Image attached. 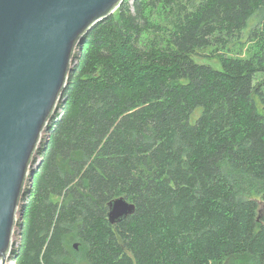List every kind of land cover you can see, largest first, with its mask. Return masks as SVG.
<instances>
[{
    "label": "trees",
    "instance_id": "trees-1",
    "mask_svg": "<svg viewBox=\"0 0 264 264\" xmlns=\"http://www.w3.org/2000/svg\"><path fill=\"white\" fill-rule=\"evenodd\" d=\"M83 38L15 264H264V0H123Z\"/></svg>",
    "mask_w": 264,
    "mask_h": 264
},
{
    "label": "water",
    "instance_id": "water-1",
    "mask_svg": "<svg viewBox=\"0 0 264 264\" xmlns=\"http://www.w3.org/2000/svg\"><path fill=\"white\" fill-rule=\"evenodd\" d=\"M123 0H0V264L13 248L50 118L58 110L84 34ZM123 196L108 202L116 223L134 212ZM76 248V244H73Z\"/></svg>",
    "mask_w": 264,
    "mask_h": 264
},
{
    "label": "rangeland",
    "instance_id": "rangeland-1",
    "mask_svg": "<svg viewBox=\"0 0 264 264\" xmlns=\"http://www.w3.org/2000/svg\"><path fill=\"white\" fill-rule=\"evenodd\" d=\"M129 2L131 3L132 0H129ZM256 19L257 18L254 17V18H252V19L249 20L247 27L241 33V38H240V41L241 42H244L246 40L247 35H248V32H249V29L253 26V24L255 23V20ZM234 45L236 47V45H237L236 44V41L233 42V44L231 45V47H233ZM195 60L197 62L208 63V64H210L213 67H218L219 66L218 62L213 57H200L199 56V57H195ZM17 241H18V235H17V231L15 230V233H14V236H13V245L14 246H16ZM7 260L10 261V262H12L11 264H15V261H14V259H13V257H12L11 254L9 255V257H8Z\"/></svg>",
    "mask_w": 264,
    "mask_h": 264
},
{
    "label": "bare ground",
    "instance_id": "bare-ground-1",
    "mask_svg": "<svg viewBox=\"0 0 264 264\" xmlns=\"http://www.w3.org/2000/svg\"><path fill=\"white\" fill-rule=\"evenodd\" d=\"M12 262H10V261H8V260H6L5 261V264H11Z\"/></svg>",
    "mask_w": 264,
    "mask_h": 264
}]
</instances>
